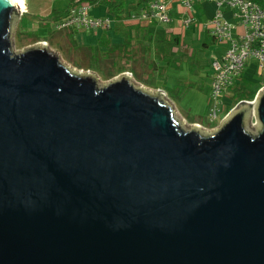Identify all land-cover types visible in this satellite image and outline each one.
I'll return each mask as SVG.
<instances>
[{"label":"water","instance_id":"obj_1","mask_svg":"<svg viewBox=\"0 0 264 264\" xmlns=\"http://www.w3.org/2000/svg\"><path fill=\"white\" fill-rule=\"evenodd\" d=\"M0 0V264H264V87L184 128L161 89L12 44Z\"/></svg>","mask_w":264,"mask_h":264},{"label":"crops","instance_id":"obj_2","mask_svg":"<svg viewBox=\"0 0 264 264\" xmlns=\"http://www.w3.org/2000/svg\"><path fill=\"white\" fill-rule=\"evenodd\" d=\"M145 4H137L135 0H129L127 10L116 17L108 12L106 5L100 2L90 3V14L95 16H110L111 26L108 29H56L54 31L55 36H59L60 40H63L65 45H68V52L71 49H78L83 54V60H72L76 68L93 72L95 71L94 68L104 70L106 75L110 73L114 77L128 72L132 77L154 88L172 89L178 86L185 93L192 87L204 85L203 80H206L208 90L211 73L210 66L204 77L199 74H192L189 77L185 73L182 74L179 70L180 67H184L186 59L182 57L180 60L176 52H178V49L180 51L183 50L182 46L185 44V39L190 35L197 38H202L204 35V44L207 43L208 38L217 42L209 34L207 28L203 26V23L215 13L216 4L209 0L197 1L191 9L195 21L190 25L182 23V18H184L187 11L178 0H171L168 3L171 15V21L168 23L160 21L150 22L146 19L138 18L136 14L139 13ZM206 4H211L213 6L212 9L207 11ZM48 5L49 3L42 5L41 9L45 11ZM67 6L68 4L50 7L45 19H48L50 24H55L60 17H50L51 11L55 9L58 11V14L59 12L63 13ZM94 6H102L103 8L100 13L96 14L95 10L97 8L94 9ZM24 7L26 11H29V6L25 4ZM223 9L225 16L235 21L231 12L226 7ZM22 12H19V14L21 15ZM238 31H241L240 27H238ZM41 40L48 41L47 38H42ZM49 40L54 41V35ZM56 43L59 46L62 44V41ZM218 43L221 46L224 45L221 52L217 55L220 56L227 47V44L225 42ZM208 64L210 65V61Z\"/></svg>","mask_w":264,"mask_h":264},{"label":"built area","instance_id":"obj_3","mask_svg":"<svg viewBox=\"0 0 264 264\" xmlns=\"http://www.w3.org/2000/svg\"><path fill=\"white\" fill-rule=\"evenodd\" d=\"M171 0H152L146 3L136 16L147 21H160L168 23L171 15L168 3ZM187 11L182 23L190 25L195 21L191 13L193 5L199 0H178ZM216 4V11L203 26L217 42H225L227 47L220 56H215L210 61V83L208 85V98L211 105L208 111V121H222L239 103L252 102L240 100L231 107L225 108L224 98L235 88L244 73V69L251 60L264 75V0H209ZM224 7L231 12L235 21L224 14ZM90 4H75L60 18L54 28L60 29H108L111 26L110 16H95L90 14ZM238 27L241 31H238ZM48 44L47 40H40ZM38 41V42H40ZM264 87V84L260 87ZM255 98V97H254ZM217 120V121H218ZM199 125V123H197ZM201 125V124H200ZM199 125V126H200Z\"/></svg>","mask_w":264,"mask_h":264},{"label":"rangeland","instance_id":"obj_4","mask_svg":"<svg viewBox=\"0 0 264 264\" xmlns=\"http://www.w3.org/2000/svg\"><path fill=\"white\" fill-rule=\"evenodd\" d=\"M70 0H30L26 1L25 4L30 7L29 11H24L17 17L16 25L14 32L12 33V44L15 51H20L26 47L31 46L35 42L34 37L37 38H47L48 45L50 48L55 51L62 61L69 66H74L72 60H83V54L80 50L71 49L68 52L67 44L63 40H60L59 36H55L54 31L56 29L53 27L54 24H50L48 19H45L47 15V11H49L50 7L52 6H61L63 4H68ZM47 9L44 11L41 9L42 5H46ZM54 4V5H53ZM207 11L212 9L211 4H206ZM91 8V7H90ZM95 13H100L102 6H94ZM29 12V13H28ZM214 14V13H213ZM42 17H41V16ZM100 15V14H98ZM207 19V18H206ZM210 19V18H208ZM48 21V24H47ZM45 25H43V24ZM54 35V41L49 40L50 37L52 38ZM62 44L59 46L56 42ZM34 42V43H33ZM204 35L202 38H197L193 36L186 37L185 44L182 46L183 50L180 51L178 49V55L181 60L182 57L186 59L183 68H179L182 74L190 75L192 74H199L203 77L206 75V72L209 70L208 62L214 56H217L221 49H223L224 45H220L218 42L213 41V39L208 38L207 43H205ZM68 53V54H67ZM175 54V53H174ZM94 72L97 74L99 78V83L103 84L112 79L114 76L107 77L104 70H98L94 68ZM244 75L246 78L251 79L252 81L255 80H262L264 75L260 68L257 67L256 61L251 60L248 66L244 69ZM189 76V77H190ZM132 81L134 83L143 85L152 91H155L160 88H154L151 85L145 84L142 81L132 77ZM204 85H198L196 87L190 88L186 93L183 92L182 88L175 86L172 89H161L164 94L163 98L172 105L174 110V115L178 119V121L183 125L184 128H190L192 125L199 123L200 129L202 132H211L217 129L221 124V119H216V122L212 123L208 121V111L211 105V101L208 98L207 94V87H206V80H203ZM237 99L231 94H227L226 98H224L225 108L231 107L234 103L237 104ZM239 103L238 107H241L243 104ZM248 106L249 116L247 117V129L251 132H256L259 127V123L251 112L253 109V105L248 103H244ZM243 104V105H244ZM218 120V121H217ZM223 121V120H222Z\"/></svg>","mask_w":264,"mask_h":264},{"label":"trees","instance_id":"obj_5","mask_svg":"<svg viewBox=\"0 0 264 264\" xmlns=\"http://www.w3.org/2000/svg\"><path fill=\"white\" fill-rule=\"evenodd\" d=\"M137 2V4H144V3H148L152 0H135ZM257 1H261V0H257ZM102 3L104 5L107 6L108 12L110 14H112L113 16H120L121 14L124 13L125 10H127V8L129 7V0H70V2L68 3V6L66 7V9L62 12L56 11L55 9H53V11H51V16L52 18H61L62 15L66 14V12L68 11V9L75 5V4H80V3H84V4H90V3ZM63 15V16H64ZM42 38H37L34 37V42L35 41H39ZM112 74H108L107 77H112ZM264 84V77L262 80H255L252 81L251 79H248L244 76V73L240 79L239 84L233 88V96L237 99L236 101H240V100H252L254 99L257 91L259 90V88Z\"/></svg>","mask_w":264,"mask_h":264},{"label":"clouds","instance_id":"obj_6","mask_svg":"<svg viewBox=\"0 0 264 264\" xmlns=\"http://www.w3.org/2000/svg\"><path fill=\"white\" fill-rule=\"evenodd\" d=\"M6 3L11 7H18L21 11H26L25 0H6Z\"/></svg>","mask_w":264,"mask_h":264},{"label":"bare ground","instance_id":"obj_7","mask_svg":"<svg viewBox=\"0 0 264 264\" xmlns=\"http://www.w3.org/2000/svg\"><path fill=\"white\" fill-rule=\"evenodd\" d=\"M19 9V8H18ZM20 12H22L20 9H19Z\"/></svg>","mask_w":264,"mask_h":264}]
</instances>
